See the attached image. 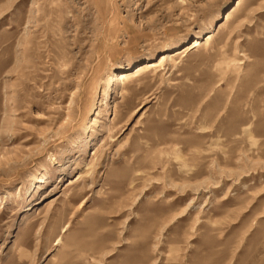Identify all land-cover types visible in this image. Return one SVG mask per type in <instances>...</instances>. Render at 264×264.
Wrapping results in <instances>:
<instances>
[{"label":"rangeland","instance_id":"1","mask_svg":"<svg viewBox=\"0 0 264 264\" xmlns=\"http://www.w3.org/2000/svg\"><path fill=\"white\" fill-rule=\"evenodd\" d=\"M0 264H264V0H0Z\"/></svg>","mask_w":264,"mask_h":264},{"label":"bare ground","instance_id":"2","mask_svg":"<svg viewBox=\"0 0 264 264\" xmlns=\"http://www.w3.org/2000/svg\"><path fill=\"white\" fill-rule=\"evenodd\" d=\"M212 38V34L208 33L204 36L203 39H205L206 42H208ZM202 45V41L199 37H196L192 39L188 44L171 49L166 50L158 55L157 59H149L146 61H143L141 63H138L134 65L133 67H126L122 70H119L118 72L114 73L111 78L110 82V88L117 87L119 84H124L125 82L130 81V79H133L137 77L138 75H142L145 72L150 71H157L160 69V67L167 61L172 60L173 58L178 57L179 55H182L185 52H189L195 48H199ZM100 115V113H98ZM74 182H70L69 184L72 185Z\"/></svg>","mask_w":264,"mask_h":264}]
</instances>
